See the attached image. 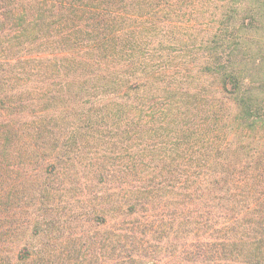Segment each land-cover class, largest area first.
Here are the masks:
<instances>
[{"label":"trees","instance_id":"obj_1","mask_svg":"<svg viewBox=\"0 0 264 264\" xmlns=\"http://www.w3.org/2000/svg\"><path fill=\"white\" fill-rule=\"evenodd\" d=\"M182 3L0 0V264H264V0Z\"/></svg>","mask_w":264,"mask_h":264},{"label":"rangeland","instance_id":"obj_2","mask_svg":"<svg viewBox=\"0 0 264 264\" xmlns=\"http://www.w3.org/2000/svg\"><path fill=\"white\" fill-rule=\"evenodd\" d=\"M181 5V10L182 12H185L186 14H188L190 7H187L188 4H185L184 6V0L183 3L180 4ZM195 8V7H194ZM211 13L210 9H205V10H200L197 7V14H194V16H190V19L192 18H199V19H204L207 20L209 18V15ZM203 17V18H201ZM186 17H184L185 19ZM179 38H182L181 36H179ZM186 41V38L184 39ZM203 81H205V83H208L211 81L210 78L206 77L203 79ZM20 85V89H21V85H23L22 83H18V84H13V87H18ZM23 91L21 92L22 94L20 95L23 98H25L26 100H31V99H36L38 92L35 89H39V86L37 84L34 83V81H28L26 84H24V86H22ZM32 93V94H30ZM33 107H29L28 110H32ZM36 109V108H35ZM27 128V127H26ZM24 145V143L19 142V146ZM29 146H26V149H29ZM31 162L26 161V165H20L16 164L17 162H15V160H10L8 168H9V182L10 183H14L19 185L16 186L18 188L17 189H13L12 190V195L13 197H11L10 199V212L15 213L13 214V219L15 220L16 218L20 220V222L23 224H25L26 221H29V219H31V217H33V215L36 213V203H34L33 197H36L37 194L35 192V188L31 186L32 181L29 179V173H30V169H33L34 172H36V175L40 176V172H39V168H36V166H38V162L36 158L30 159ZM24 169H26L29 173H27L26 176L21 175L20 177L17 178V175H19L20 173H22V171H24ZM38 173V174H37ZM34 186L37 185V182H33ZM33 188V189H32ZM69 197V196H67ZM67 197H64L63 200L69 199ZM55 202H53V204L55 205ZM64 205V204H63ZM19 212L21 214H19ZM15 216V218H14ZM53 232L58 235V233L53 230ZM30 232L28 230H26L23 235H17L15 237L12 238L11 241H14L13 243L15 244H21L28 242L31 240L32 243L35 242V238H30ZM62 238H59V241Z\"/></svg>","mask_w":264,"mask_h":264}]
</instances>
